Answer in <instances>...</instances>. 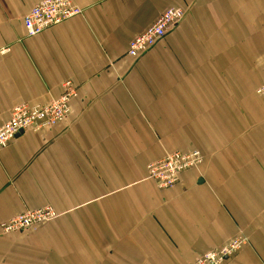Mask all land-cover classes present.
<instances>
[{"label":"crops","instance_id":"1","mask_svg":"<svg viewBox=\"0 0 264 264\" xmlns=\"http://www.w3.org/2000/svg\"><path fill=\"white\" fill-rule=\"evenodd\" d=\"M43 0H0V128L72 81L65 122L0 152V264H194L243 236L225 264H264V0H73L83 15L28 38ZM169 8L184 20L139 59L132 39ZM200 151L173 189L149 164Z\"/></svg>","mask_w":264,"mask_h":264},{"label":"built area","instance_id":"2","mask_svg":"<svg viewBox=\"0 0 264 264\" xmlns=\"http://www.w3.org/2000/svg\"><path fill=\"white\" fill-rule=\"evenodd\" d=\"M83 15V10L73 0H43L23 17V25L28 38L41 35L55 26ZM186 12L180 8H169L157 21L143 33L131 40L128 56L139 59L152 50L185 18ZM257 95L264 100V84L257 88ZM79 96L72 81L63 84L62 95L42 105L22 104L11 110L9 120L0 128V152L21 132H44L55 128L67 120L71 114L72 102ZM204 162L200 151L174 152L162 160L148 165V179L162 190L175 188L185 172L198 169ZM51 207L38 211L25 212L8 222L1 224V231L8 235L27 232L37 226L57 218ZM248 244V240L239 236L222 247L198 257L194 264H225Z\"/></svg>","mask_w":264,"mask_h":264},{"label":"water","instance_id":"3","mask_svg":"<svg viewBox=\"0 0 264 264\" xmlns=\"http://www.w3.org/2000/svg\"><path fill=\"white\" fill-rule=\"evenodd\" d=\"M23 132L19 133L17 136H19L20 134H22Z\"/></svg>","mask_w":264,"mask_h":264}]
</instances>
